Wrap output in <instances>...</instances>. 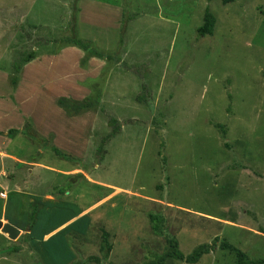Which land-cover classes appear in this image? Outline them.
Segmentation results:
<instances>
[{"label":"rangeland","instance_id":"obj_1","mask_svg":"<svg viewBox=\"0 0 264 264\" xmlns=\"http://www.w3.org/2000/svg\"><path fill=\"white\" fill-rule=\"evenodd\" d=\"M208 8L215 32L202 37ZM74 28L105 57L85 68L78 63L89 76L77 82L100 103L73 114L72 127L83 129L79 156L64 144L67 157L40 145L31 159L90 177L37 169L52 182L39 190H67L72 210L86 211L87 219L51 244L36 234L12 241L0 232V264H148L168 254L170 238L185 256L218 239L196 264H237L223 241L264 260V0H0V97L10 99L11 76L21 80L25 67L17 73L14 64L34 50L51 59L28 68L26 81L76 79L78 55L59 58L66 45L53 42ZM26 95L24 89L19 97ZM20 102L43 109L41 100L36 110ZM54 106L49 116L63 124L65 113ZM111 119L120 130L108 139ZM26 140L17 138L9 151L25 157ZM16 214L22 222L30 217ZM150 215L162 220L161 233ZM104 233L109 253L101 249ZM165 264L188 263L168 257Z\"/></svg>","mask_w":264,"mask_h":264},{"label":"crops","instance_id":"obj_2","mask_svg":"<svg viewBox=\"0 0 264 264\" xmlns=\"http://www.w3.org/2000/svg\"><path fill=\"white\" fill-rule=\"evenodd\" d=\"M70 51L78 55L76 63L79 69V73L77 74V76H75L76 79H74L72 82L71 80H66L68 74L67 75L60 74L61 75L60 77H62V79L59 81L60 83L55 82L54 84H52L53 83L52 81L50 82L43 81L44 86L38 83L37 77L30 83L28 82V80L26 81L25 76L32 75V74H28V68L30 69L31 66L35 65L39 61L40 63H42L45 60L51 59L50 58L51 56L48 53H45L42 57H39L37 53L36 59L26 64L25 67L23 68L22 71L23 78H21L20 76L21 80L19 81L17 87L12 89L13 92L12 94L10 93L11 94L9 97L10 99L8 100L5 99L6 101H4L3 98L0 97V99H2L0 100V192L5 193L6 195L5 199L0 198V201L1 202L3 201L2 205L0 204V220H3L4 222H8L16 226L18 229H20L21 230L20 237H22L23 235H27L29 233H31L32 235L33 234L40 235L38 232L43 233L45 231L51 230L52 228H56L54 232H52L49 235H45L43 237L42 241L45 244H51L53 241H55V239L58 236L53 238L51 241L49 240L58 232L62 231L66 227L70 226L72 223L79 220L80 217H83L82 216L83 212H86L83 210L80 211L72 210L73 207L72 203L66 200V197L70 196L71 193H69L68 195L64 193L67 192V190L60 192L56 188H54V186L52 187L50 186L49 188H46V191H40L39 190L40 187L44 185H49L52 182H50V179L45 181V179L41 178L37 174L38 173L37 169H42L44 171L55 173L65 177H72L73 175L75 176L81 175L84 179L85 176L90 179V177L87 174H85L84 171L79 169H69V170L56 169L31 159V156L36 155L37 153L36 150L39 148L40 145H44L45 148L50 149L52 151L50 146H54L58 150H60L59 145L62 146V144H64L68 146L69 150L74 152L76 155H78V153L80 152L78 150L80 144L83 145L82 142L83 139L81 133V131L83 132V129L81 131H78V129L73 128L71 124L72 119H76L78 118L77 116H80L82 114H79L76 117H74V115L70 116L57 104L58 99L62 97H66L59 95V93H62L64 95L75 94V96L73 98L71 97V99L81 101L84 99V97L86 98V96L92 92L87 87L81 86L77 82L78 77L85 78L89 76V74H84L87 72L81 70L78 66V63L84 57V53L77 48L66 47V48H62L57 55H59V58H62ZM98 60L91 58L89 61L90 65L92 66L94 62H99ZM32 78H34V75ZM24 89H26L27 91V95L24 97L27 98L20 99L19 96H21V92ZM32 93L33 96L31 95ZM40 93L41 94L46 93L45 100L42 98ZM67 98H70V96ZM21 100L22 102L23 100H27L26 102H23L24 104H29L32 102L31 104L34 105L32 108H34L35 110L36 108L40 107V100H41V103H43L41 104L43 105L41 106V108L43 109L40 110L39 113H37V110L36 111L29 110L27 106L25 105L21 106L22 104L20 102ZM3 102L8 105L7 108L3 107L4 106ZM54 104H56L57 107L65 113V116H63L62 114V117H65L67 122L65 121L63 124L62 122H55L56 120L49 116L52 110L58 111L54 106ZM43 110L47 112V118L42 117ZM45 112L43 115H45ZM25 125L29 126L28 131H30L31 134L27 132L24 133L23 129ZM12 130L15 132L10 133V131ZM34 135L38 136L39 139L33 142L32 139L30 138L34 137ZM17 138H21L22 140L28 139L26 140L27 143L25 145H30L29 149L26 150L25 157L23 158H20L17 155H15V153L9 151L10 146L14 144V141ZM49 138H53V141L50 142ZM59 139L63 141L62 143L60 142L58 144ZM66 139L67 142L65 143ZM40 141H44L45 143L41 144ZM17 145L20 146V143H18ZM41 154L43 153L41 152ZM27 158L30 159L28 160ZM24 172H27V174H25ZM33 178L34 179L37 178L39 183H36L33 180ZM10 196L12 197L10 198ZM11 207H16L15 208V210H17L16 213L22 211L28 212L30 217L32 215L33 210L37 208L38 212H37L36 222L38 224L37 225L38 230H36V232H32L29 229H28L29 232L28 230H25L27 222L21 221L23 219L21 215L18 216L16 213H11L10 212ZM68 212L69 214L67 215ZM77 212H79V215L75 216V213ZM30 217L29 216L27 217L28 220ZM3 237L7 240L9 239L7 235L3 234Z\"/></svg>","mask_w":264,"mask_h":264},{"label":"trees","instance_id":"obj_3","mask_svg":"<svg viewBox=\"0 0 264 264\" xmlns=\"http://www.w3.org/2000/svg\"><path fill=\"white\" fill-rule=\"evenodd\" d=\"M234 1L235 0H223V2L225 4H228V3L234 2ZM77 15H78L77 11L75 10L73 18L76 19ZM215 24H216L215 17L213 15V13H211V11L208 8L205 12V15H204L203 25L198 29L199 35L202 37L207 36V35H213L215 32ZM53 42H55L56 44L63 43L66 45L63 48L74 47V48L79 49L81 52L87 54V56L81 60V67L82 68L85 66V64H87V62H89V59H91L93 57L101 59V60L105 58L103 56V54L99 53L97 50L92 48V45L89 41L80 39L78 36H76L75 35V28H74L71 36L62 38L61 41L60 40H54ZM45 44H47V43H45ZM24 55L25 56L23 57V59H21V61L16 62L14 64V69L17 73H20V71L22 70L24 65H26V64H28V63H30L36 59L37 52H36V50H34V51L27 53V54H24ZM19 80L20 79L18 77L11 76L10 82H11V85L13 88L17 87V85L19 84ZM98 93L99 92H96L97 95H98ZM95 97L89 96V97L84 98L81 101L73 100V99L67 98V97H62V98L58 99L57 104L61 109H63L69 115H73V114L79 115V114L91 112L92 109H95L99 105L100 100H99V98H95ZM110 124L114 128H113V132L111 133V135L109 136L108 139L115 137L120 130L119 126H117L118 121L116 119H111ZM217 128H219L221 130L224 137L227 136V132H226L224 126L219 125V126H217ZM14 132L15 131H13V130L10 131V133H14ZM50 147H51L52 151L57 156L67 157V155L63 154L56 147H54V146H50ZM37 212H38V210H37V208H35L32 212L31 217L29 218V220L26 223L27 225L25 227V230L29 229L32 232H36V230H38V226H37L38 224L36 222ZM77 215H79V212L75 213V216H77ZM71 217H69V218H71ZM150 218L154 224L153 225L154 232L157 234L161 233V227L157 223H162V220L158 219L154 215H150ZM86 219H87V217L80 218L76 222L72 223L70 226L66 227L65 229H63L62 231L58 232L56 235L51 237L49 241H51L53 238H55L59 235L67 234L69 231H71L70 229H72L74 226L76 227L77 224H79L80 222H82L84 220L86 221ZM55 230H56V228H52L51 230L45 231L43 233L38 232L40 234L39 237L41 239H43V237L45 235H49L52 232H54ZM28 235H30V234H27L25 236H28ZM217 243H218V239H216L214 241V243H212V244L200 245L190 255L185 256L179 250L178 240L176 238H170V239H168V244H169V248H170L168 254L165 256L158 257L157 261H152L148 264H165V261L168 257H171V258L179 260V261H184L188 264H196L200 261V259L204 255L210 254L212 251H214L218 246ZM220 248L222 250L229 251L231 253H235L236 257H237V264H264V260L253 261V260L249 259L244 253H242L239 249H237L235 246L228 243L227 241H223L220 244ZM101 249L103 251H106L107 253H109L112 250L111 245L108 243V234L107 233H104V240H103V245H102Z\"/></svg>","mask_w":264,"mask_h":264},{"label":"water","instance_id":"obj_4","mask_svg":"<svg viewBox=\"0 0 264 264\" xmlns=\"http://www.w3.org/2000/svg\"><path fill=\"white\" fill-rule=\"evenodd\" d=\"M0 232L7 235V237L12 241H17L21 236L20 229L8 222H4L3 220H0Z\"/></svg>","mask_w":264,"mask_h":264},{"label":"built area","instance_id":"obj_5","mask_svg":"<svg viewBox=\"0 0 264 264\" xmlns=\"http://www.w3.org/2000/svg\"><path fill=\"white\" fill-rule=\"evenodd\" d=\"M0 198H2V199H5V198H6V195H5V193H3V192H0Z\"/></svg>","mask_w":264,"mask_h":264}]
</instances>
